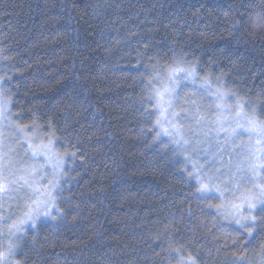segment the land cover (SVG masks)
Masks as SVG:
<instances>
[{"label": "trees", "instance_id": "1", "mask_svg": "<svg viewBox=\"0 0 264 264\" xmlns=\"http://www.w3.org/2000/svg\"><path fill=\"white\" fill-rule=\"evenodd\" d=\"M177 68L264 122V0H0L7 119L65 160L62 215L5 243L17 264H264L259 209L249 242L158 132L155 86Z\"/></svg>", "mask_w": 264, "mask_h": 264}, {"label": "rangeland", "instance_id": "2", "mask_svg": "<svg viewBox=\"0 0 264 264\" xmlns=\"http://www.w3.org/2000/svg\"><path fill=\"white\" fill-rule=\"evenodd\" d=\"M177 69L167 71L158 80L159 84L155 86L158 132L161 133L162 138L169 139L176 145V148L184 152L198 183L210 188V191L203 195L220 196L227 216L236 221L241 217L235 215L234 206L242 205L250 192L258 191L251 182L244 178V171L248 169L249 162L264 164V137L249 130L246 118L254 116L257 121L260 120L238 97L228 94L218 85L201 83L194 71L184 69V72H180L176 71ZM183 88H188L194 96L187 106L178 109L177 95ZM1 90L2 81L0 79V113H2L0 115V165H10V178L15 179L19 184L27 181L32 188H40L42 191L48 187L47 182L53 180L54 177L62 181L65 160L56 151L54 143L40 137L35 131L30 133L17 129L7 119L9 105ZM237 105H244V107L240 109ZM238 112L243 114L238 115ZM198 117L203 118L200 123L196 122ZM9 131H13L16 137L11 138ZM177 140H181V143L177 144ZM183 140L189 143L184 144ZM29 142L32 148L28 147ZM42 148L48 151L33 156V149ZM58 161L62 164V170L54 168ZM239 169H244V171ZM257 172L256 179L258 181L264 179V170L257 169ZM32 188L25 185L20 189L19 194L12 193L9 198L0 201V217L11 216L10 224L13 219L19 223L24 212L27 211L23 202L31 195ZM13 205L14 208L17 205L22 206L20 208L21 211L23 210L22 216L14 217ZM241 211L244 217L249 214L243 211V208ZM21 228L20 232H15L13 229L15 234L10 235L7 220L0 223V251H2L3 244L8 240L16 242L23 230L30 227L21 225ZM4 246L9 248L11 245L5 244ZM5 264H17L14 260V248L13 254L7 257Z\"/></svg>", "mask_w": 264, "mask_h": 264}, {"label": "snow or ice", "instance_id": "3", "mask_svg": "<svg viewBox=\"0 0 264 264\" xmlns=\"http://www.w3.org/2000/svg\"><path fill=\"white\" fill-rule=\"evenodd\" d=\"M176 71L184 72V69H177ZM191 74V73H188ZM194 103V101H193ZM244 105H237V108L242 109ZM242 112H238V115H242ZM2 115V113H0ZM187 118V117H185ZM203 119L202 117H198L196 119L197 123H200V120ZM247 124L249 125V130L252 132L257 133L261 137H264V122L257 121L254 116L247 117ZM177 144L181 143V140L176 141ZM184 144H188L187 140H183ZM259 143V141H257ZM29 148H32V144L29 142ZM46 148L42 149H33L32 154L33 156L39 155L41 152H47ZM187 151V149H185ZM73 156L75 154L73 153ZM10 165H0V201L9 198L12 193H20V189L27 185L29 188H32V185L28 184L27 181H24L23 184H19L18 181L15 179L10 178L9 173ZM54 168H59L62 170V164L58 161ZM257 169L264 170V164H254L249 162V167L246 171L244 169H239L244 171V178L251 182L253 186L258 189L255 193H249L242 205L234 206L235 208V215L241 217L243 219V223H241V218L236 219V223L241 227L245 228L248 233L249 242L256 239L254 236L251 228L256 227V216L250 215L247 217L243 216V211H247L249 213L256 212L259 209V215L264 216V179L257 180L256 177L258 175ZM48 187L45 190H41L40 188H32L31 195L28 196L27 200H24L23 206L27 209L24 212L23 218L19 220V223L13 222L9 225V234L14 235L13 229L15 232L22 231L21 225H28V227L35 228L36 222L41 220L42 218L46 221V219L51 215L52 210H55L57 214L62 215V212L57 207V200L61 198V193L63 188L61 186V180L58 177H54L53 180L47 182ZM202 195L208 191L210 188L205 185L201 184L200 187L197 189ZM40 197H44V199H40ZM23 199V197H21ZM31 201V203H29ZM67 202V201H64ZM41 207H43V211H41ZM54 218V217H53ZM8 218L7 217H0V223L5 222ZM264 248V246H262ZM177 254H179V249H173ZM13 254L12 246H9L7 252H0V264H5L8 256ZM182 264H196L195 259L192 257L188 258V261L182 262Z\"/></svg>", "mask_w": 264, "mask_h": 264}]
</instances>
